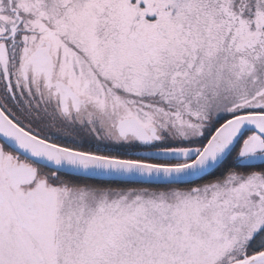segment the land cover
Masks as SVG:
<instances>
[{"label":"snow or ice","instance_id":"6c2138e0","mask_svg":"<svg viewBox=\"0 0 264 264\" xmlns=\"http://www.w3.org/2000/svg\"><path fill=\"white\" fill-rule=\"evenodd\" d=\"M0 264H264V0H0Z\"/></svg>","mask_w":264,"mask_h":264}]
</instances>
